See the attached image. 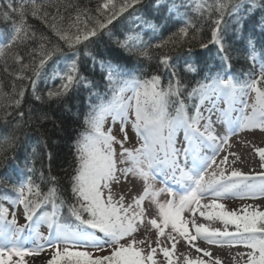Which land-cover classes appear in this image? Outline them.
<instances>
[{"label": "snow or ice", "instance_id": "obj_1", "mask_svg": "<svg viewBox=\"0 0 264 264\" xmlns=\"http://www.w3.org/2000/svg\"><path fill=\"white\" fill-rule=\"evenodd\" d=\"M4 3L7 10L0 5V19L11 22L7 31H0V62L4 64V71L13 74L17 80H28L35 95L37 78L48 62L57 57L54 63L58 67L53 71L52 79H59L60 84L54 90H49L47 97L49 100H60L81 86L96 87L80 72L78 46L84 45L87 49L88 43L94 42L93 37H97L113 20L142 3V0H124L119 5L116 0H103L97 12L101 13L103 9L105 20H96L93 27L87 23L93 19L88 9L82 12L77 9L74 20H70L65 27L64 16L58 7L55 13H49L37 0H19L15 6L13 0H4ZM154 6L165 22L180 25L173 33L176 39L170 37L163 44H150L143 39L141 32L145 27L155 31L157 25L148 19L138 18L140 31H129L123 40L117 41L120 49L130 55L138 54L141 59L151 60V47L161 48L167 43L180 47L189 36V30L196 29L195 20L190 14L193 13L196 18L212 21L211 39L201 43L200 48L209 49V45L216 47L214 58L220 61L218 67L221 70L213 74L210 68L207 69L203 81L187 92L186 99L193 101L194 112L190 114L186 99L182 96L184 85L171 56L164 54L158 61V69L169 73L166 86L159 71L145 77L140 65L129 67L127 61H101L102 80L106 81L110 95L106 93L100 97L95 92L90 93L84 129L74 142L71 202L61 191L55 176L50 173L45 176L41 171L37 182L34 178L35 167L29 166L26 161L28 174L12 186L15 195L0 196V200H7L14 208L22 206L25 220L24 224L18 223L15 212L11 213L9 219V209L0 204V264H26L25 257L38 256L46 248L53 249L46 264H157V251L164 257L165 264H177L173 253L180 239L197 253L209 258L206 261L200 256L190 258L184 255L183 264H221L208 250L195 244L198 240L215 246L242 245L251 250L238 254L247 255L245 264H264V211L258 208L250 210L253 208L251 205L239 212L227 211L225 205L217 202L226 198H264V171L250 175L233 168L226 174L222 165L228 164L229 155L234 157L232 164L240 160L236 153L224 155L217 161V156L225 147H231V136L254 129L264 132V0H154ZM257 10H260L258 21ZM213 13L216 14L215 18ZM29 14L42 20L64 47L73 52L75 58L68 56L59 43L51 48L41 43L28 53L31 64L25 62L19 46L36 37L28 23ZM250 21L253 25L251 28L248 27ZM257 24L260 26V39H257ZM237 50L244 52L254 65L259 62V75L255 79L249 76L247 80L240 81L225 70H230L231 53ZM187 53V57H180L184 60V71L194 74L204 72L205 68L198 67L199 58L192 59L191 48L187 49ZM85 54L90 55L87 51ZM61 57L64 60L63 68L59 67ZM9 60L19 66V71L13 73L8 66ZM30 67L32 77L26 74ZM25 91L22 87L18 98L10 100L8 106L19 109ZM249 91L255 94L250 105L243 99ZM92 95H97L98 102H92ZM35 99L42 101L43 97L35 95ZM220 101L226 105L223 109L218 107ZM206 104L210 105L204 109L208 112L207 117L201 111ZM237 104L242 106L239 109L241 114L233 117ZM248 108H251L250 113L245 111ZM214 112H219L218 120L227 129V134L222 137H218L212 129ZM16 114L21 119L24 116L23 111ZM7 115L11 116L12 113L8 112ZM109 118L113 125L117 122L120 124L123 139L118 140L112 134V128L105 130ZM201 121H206L203 127ZM129 124L141 141L135 149L124 147L129 139ZM181 130L185 142L184 167L180 166L181 153L176 148V136ZM116 144L120 145L119 161L116 159ZM204 150L211 155L202 154ZM254 151L259 157L260 168L264 169V148L257 147ZM189 159L191 167H187ZM118 163L130 166L118 168ZM118 172L125 180L133 175L143 181L142 193L134 196L127 205L123 196L116 200L112 195L111 185L119 182ZM169 173L179 185L176 190L167 186ZM159 177H164L161 183L165 187L155 189L152 182ZM42 185H47V191L43 190ZM165 193L170 198L160 202L158 197ZM149 198L157 213L151 218L147 217L148 210L143 207L144 201ZM205 199L210 202L202 203ZM64 208H67L69 217L64 216ZM197 210L203 219L222 223L223 229L197 223ZM186 211L192 214L190 219H184L183 213ZM146 219L149 230H155L156 247H152L147 237L136 239L135 234L144 226ZM229 225L234 230L230 231ZM42 226L48 229L47 236L41 233ZM169 228L170 231L166 232ZM165 236L171 248L161 245V237ZM144 244L148 245L147 252L139 247ZM105 245L112 249L108 255L95 256L87 250L104 251ZM13 257L18 259L14 262Z\"/></svg>", "mask_w": 264, "mask_h": 264}, {"label": "trees", "instance_id": "obj_2", "mask_svg": "<svg viewBox=\"0 0 264 264\" xmlns=\"http://www.w3.org/2000/svg\"><path fill=\"white\" fill-rule=\"evenodd\" d=\"M37 2L43 3L45 10L49 13H55L58 7L60 13L64 16L63 24L65 27L70 20H74L77 9L81 12L84 9L89 10L93 18L87 21L89 27L95 26L96 20H105V16L102 14L104 10L102 9L101 13L97 12V8L103 0H37ZM18 3L19 0H13L14 6ZM116 3L117 5L122 4L124 0H116ZM0 5H3L4 10H7V4L4 3V0H0ZM190 14L195 20L196 29L189 30V36L183 45L176 47L172 43H167L161 48L151 47L149 52L152 59L148 60L139 58L138 54L130 55L126 53L118 47L117 41L123 40L129 31H140L137 27L140 24L138 18L148 19L157 25L155 31L145 27L141 32L143 39L153 45L163 44L170 37L173 40L176 39L173 33L177 32L180 25L176 22H165L161 14L155 11L154 0H142V3L129 8L128 11L113 20L112 24H109L97 37H93V43L86 42L88 43L87 49L84 45L78 46L80 72L82 75H86L96 87L84 88L81 86L60 100H49L47 97V92L54 90L60 84L59 79H52L53 71L58 67L57 63H54L57 57H53V60L48 62L45 69L42 70L41 76L37 78L35 95L43 97L42 101L35 99L28 80L15 79L13 74L4 71V64L0 62V93L3 94L0 96V196L15 195L12 186L23 175L28 174L25 168V162L27 161L29 166H34L36 169L34 178L37 182H39L41 171L45 176L50 173L57 178L61 191L71 202L70 177L75 166L74 142L78 134L84 129L83 121L89 110L90 93L95 92L100 97L108 93L107 83L102 80L101 61H111L113 63L127 61L129 67L140 65L145 77H150L159 71L163 84L166 86L169 73L158 69V61L161 56L167 54L173 58L174 66L183 82L182 96L185 99L187 98V92L196 87L198 82L203 81L207 69L210 68L213 74L220 71L221 69L218 67L220 61L214 58L216 47L209 45L211 52H209V49L202 50L200 48L201 43H207L211 39L212 21L199 19L195 17V14ZM215 15L213 13L214 18ZM259 19L260 10H257L256 20ZM28 23L32 26L36 37L34 40L19 46V51L25 57V62L31 64V57L28 53L31 49L38 48L41 43L48 48L59 43L68 56H73V52H69L64 47L63 42L58 40L42 20L35 19L29 14ZM229 24H231V21H229ZM10 26V21L5 22L0 19V31H7ZM252 26L250 21L248 27L251 28ZM81 27H83V23ZM259 31L260 26L257 24V39H260ZM42 37L46 39H41ZM188 48L192 49V59L199 58L198 67L205 68L204 72L194 74L184 71V60L180 57L188 56ZM86 51L90 55H86ZM93 57H95V68H93ZM73 58L75 57L73 56ZM8 66L13 73L19 71V66L11 60L8 61ZM59 67H64L62 57L60 58ZM225 70L240 81L247 80L249 76L255 79L259 75V62L254 65L244 52L237 50L231 53L230 70ZM26 74L29 77L33 76L31 67ZM22 87L26 91L20 108L9 107L10 100L18 98L17 94ZM108 94L110 95V93ZM97 95L91 96L93 103L98 102ZM186 103L191 114L194 112L192 108L193 101L186 99ZM18 111H23L24 116L22 119L16 114ZM8 112H11L12 115L8 116ZM44 115H46V118H43ZM33 149H35V152H33ZM42 187L44 191H47V185H42ZM3 201L9 203L7 200H0V204ZM63 214L65 217H69L67 208L63 209ZM42 231H44L45 236L48 235L47 228L41 229Z\"/></svg>", "mask_w": 264, "mask_h": 264}, {"label": "rangeland", "instance_id": "obj_3", "mask_svg": "<svg viewBox=\"0 0 264 264\" xmlns=\"http://www.w3.org/2000/svg\"><path fill=\"white\" fill-rule=\"evenodd\" d=\"M254 93H252L251 91L248 92V94L243 97V99L250 105L253 102L254 99ZM221 103V101L219 102ZM218 103V104H219ZM207 106L210 105H205L204 107L206 108ZM220 106V105H219ZM201 109V111L203 112L204 116L207 117L208 116V112ZM242 106L237 104L235 106V108L237 109L236 111H234L232 113L233 117H236L238 115H240V111L239 109ZM246 112H251V108H248L245 110ZM218 116H219V112H214V114L212 115V129L214 131L216 130H221V129H225L223 128L224 124L223 122H221L220 120H218ZM206 121H201V127H203V124ZM108 128H112V134L118 139L121 140L123 139V135L120 132V124L117 122L115 125L112 124L111 118H109L105 124V130H107ZM127 132H128V141L124 144L125 148H129V149H135L137 147L140 146L141 141H139L136 137V134L132 131L131 128V124L128 125L127 127ZM227 134V130L225 132V135ZM234 137H236V139L234 141L230 142L231 147H227L228 148V154H226V148L225 150L219 155L217 156V161L219 162V160L224 156V155H229V153H238L240 160H238L235 164H232V160L234 159L233 156L229 155V162L226 165H222V167H224L226 174L229 173L233 168L239 169L240 171L246 173V174H250L253 175L252 173H260L262 171H264V169L260 168V160L259 157L255 154L254 149L257 147L260 148H264V132L258 130V129H254L251 131H242L236 135H233ZM232 137V136H231ZM176 148L178 150H180V158H179V163L181 167L185 166V159L183 156V147H184V133L183 131H179L177 133L176 136ZM115 149H116V159L117 161L120 160V145L116 144L114 145ZM204 153V151H203ZM202 153V154H203ZM205 155V154H204ZM211 155V154H210ZM130 165L128 164H119L117 165L118 168H124V167H128ZM187 167H191V160L189 159L187 161ZM117 175L119 176V182H114L111 185L112 188V195L114 197V199L118 200L121 196L124 197V203L125 205L129 204L132 202V198L134 196H138L139 194L142 193L143 191V181L137 179L135 176L133 175H129L127 177V180H125V178L123 177L122 174H120L119 172L117 173ZM177 175H179V173H177ZM164 177H159L158 179H156L155 181H153V186L155 189H160L165 187L164 183H161V180H163ZM167 186L173 188V190H176L179 188V185L176 184L172 178H171V174L169 173V176L167 178ZM170 197H168V195L162 194L158 197V199L160 200V202H165L169 199ZM228 200L226 202H222L221 204L225 205V208L227 211H237L239 212L240 209H242L243 207L247 206V205H251L253 206L252 209L250 210H255L258 208V210L260 211H264L263 209V205L264 202H262V200L264 198H260V199H238L236 198L235 200L231 199V198H227ZM210 200L209 199H205L202 201V203H209ZM4 207L9 209V219H11V213L15 212L16 213V218L18 220V223L20 224H24L25 220L23 217V208L22 206H17V207H13L10 203H5ZM143 207L146 208L148 210L147 212V217L151 218L153 216H156V209L155 206L151 204L150 202V198L146 199L144 201ZM240 214L242 215L243 213L240 212ZM183 217L184 219H190L192 217V214L188 211H186L185 213H183ZM195 218L198 219V221H200L201 223L208 225L212 228L215 229H223V224L220 223L219 221H214V222H209L205 219H203L200 215H199V210H197V212L195 213ZM46 227H41V229H45ZM229 230L232 231L234 230L233 226L229 225ZM153 231V234L151 233L150 237H149V226L147 225V219L145 220V224L144 226L140 227V230L135 234L136 235V239L140 240V239H145L146 237L151 241L152 247L156 246V235H155V230H151ZM169 229H166V232H169ZM43 235H45L44 231L41 232ZM48 233V232H47ZM97 235H101L98 234ZM123 242V241H122ZM162 242H164L166 244V247H170L171 245L169 244L167 237H161V244ZM31 246V245H28ZM139 247H142L145 249V252L148 251V245L144 244V245H139ZM205 247L206 250L210 251V252H214V255H212L213 258H218V259H222L224 258V261H222V264H245V262H234L233 257H232V253L234 252H230L233 250H229L227 251L226 246H218L215 247L213 246H209L207 243H205ZM83 250V249H81ZM89 252L93 253V255L95 256H104V255H108L111 252V248L107 247V245H105V250L104 251H100L97 252L94 249H87ZM216 252V253H215ZM53 253V249L52 248H46L43 252H41L40 255L38 256H28L25 257V261L26 264H46V261H48ZM184 255H188L190 258H195L198 256L197 252L194 250H191L189 248V246L186 244V242L183 239H180L179 242L176 245V250L173 253L174 258L177 260V264H183V256ZM204 260H208L209 258L207 257H201ZM18 258L17 257H13V261L15 262Z\"/></svg>", "mask_w": 264, "mask_h": 264}, {"label": "bare ground", "instance_id": "obj_4", "mask_svg": "<svg viewBox=\"0 0 264 264\" xmlns=\"http://www.w3.org/2000/svg\"><path fill=\"white\" fill-rule=\"evenodd\" d=\"M242 132V131H241ZM244 132V131H243ZM240 133V132H239ZM236 139V137H234V136H232L231 138H230V142L231 141H234ZM227 150H228V148L227 147H225ZM203 154H205V155H210L211 153L208 151V150H204V153ZM221 154V153H220ZM226 154H228V151L226 152ZM237 155H239L238 153H236ZM258 173V172H257ZM257 173H252L253 175H255V174H257ZM246 174V173H245ZM231 199H233V200H235L236 198H231ZM228 199L226 198V199H222V200H218L217 202L218 203H222V202H226ZM262 202H264V199L262 200ZM263 209H264V205H263ZM196 219V218H195ZM196 221H197V223H201L200 221H198V219H196ZM189 228H190V231H192V229H191V227H190V225H189ZM153 234V231H150L149 232V237L151 236L150 234ZM166 237V236H165ZM195 244L196 245H198L199 247H201L202 249H206V247H205V242H203V241H201V240H198V241H196L195 242ZM162 246H165L166 247V244L164 243V242H162V244H161ZM209 246H213V247H218V246H215V245H210V244H208ZM153 247H156V246H153ZM170 248V247H169ZM191 250H194L195 251V249L194 248H192V247H189ZM217 249V248H216ZM226 249H227V251H229V250H233V251H230V252H234V253H232V257H233V260H234V262H244V261H246V258H247V255H243V256H241V255H238V254H246L247 252H249V251H251L250 249H247V248H245L244 246H242V245H237V246H234V247H228V246H226ZM217 250H219V249H217ZM210 252V251H209ZM211 253V255H214V252H210ZM216 253V252H215ZM198 254V256H200V257H204L203 255H202V253H197ZM207 258V257H206ZM155 259L157 260V264H165V261H164V257L162 256V254L161 253H159V251H157V253H156V256H155ZM221 262L222 261H224V258H222V259H219ZM222 264V263H221Z\"/></svg>", "mask_w": 264, "mask_h": 264}]
</instances>
